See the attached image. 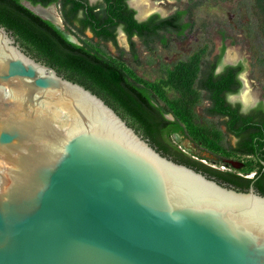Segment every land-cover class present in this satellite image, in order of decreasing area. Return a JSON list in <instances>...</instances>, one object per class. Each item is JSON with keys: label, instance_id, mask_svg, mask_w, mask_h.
I'll use <instances>...</instances> for the list:
<instances>
[{"label": "water", "instance_id": "water-1", "mask_svg": "<svg viewBox=\"0 0 264 264\" xmlns=\"http://www.w3.org/2000/svg\"><path fill=\"white\" fill-rule=\"evenodd\" d=\"M0 264H264V195L163 156L0 25Z\"/></svg>", "mask_w": 264, "mask_h": 264}, {"label": "trees", "instance_id": "trees-1", "mask_svg": "<svg viewBox=\"0 0 264 264\" xmlns=\"http://www.w3.org/2000/svg\"><path fill=\"white\" fill-rule=\"evenodd\" d=\"M24 1L43 7L59 5L64 23L76 30L77 35L88 30L102 42L116 45V29L121 27L131 51H134L133 36L142 41L155 39L163 44L165 40L160 32L183 33L187 27L181 22L184 12L176 11L164 19L152 15L146 21L138 22L127 0H101L94 5H89L87 0H0V25L11 31L29 55L91 90L150 144L167 154L179 155V159L183 155L170 142V134L183 130L180 122L190 124V108H194L195 100L204 93L205 100L209 102V106L203 109L204 115L222 119L221 124L227 134L238 139L230 152L254 155L260 173L263 168L261 162L264 163V111L258 106L247 114H241L237 105L232 106L225 99L226 94L235 93L240 88L237 74L243 70L241 64L226 66L220 73H215L221 57L217 55L200 71L199 59L194 54L173 65L164 83L180 91L181 97L173 105L176 119L171 121L152 102L148 92L131 83L119 67L85 46L69 41L52 22L27 9L22 4ZM247 7L264 48V0H250ZM189 160L235 187L247 189L252 181L232 173H220ZM253 186L264 195V171Z\"/></svg>", "mask_w": 264, "mask_h": 264}, {"label": "rangeland", "instance_id": "rangeland-1", "mask_svg": "<svg viewBox=\"0 0 264 264\" xmlns=\"http://www.w3.org/2000/svg\"><path fill=\"white\" fill-rule=\"evenodd\" d=\"M89 1L95 4L99 0ZM249 1L149 0V4L145 6L149 16L157 14L167 17L176 11H182L184 14L181 22L187 27L181 34L162 32L161 36L165 40L163 44L155 39L141 41L133 37L134 51H131L120 28L116 31V45L98 40L89 31L77 35L76 30L63 22L58 5L50 7L55 13L52 17L60 19L61 26L58 29L65 37L119 67L131 83L148 92L152 102L162 109L166 119L173 120L176 119L173 105L180 100L181 92L165 84L164 79L173 65L194 54L199 59L200 71L206 62L217 55H221L217 71L224 65L241 63V81L247 87L241 88L234 96H229L228 101L232 104L239 103L244 112L259 101L264 105V48L253 17L248 11ZM22 4L33 6L25 1ZM248 88L251 89L250 94ZM243 95L247 96V103L239 98ZM207 106L205 94L202 93L195 100L194 108H190V124L180 122L183 127L178 133L180 140H174L170 135V141L177 147L191 150L190 155L204 165L223 167L225 172L251 178L256 171L255 160L250 156L230 152L235 140L225 134L220 118L204 115L203 109Z\"/></svg>", "mask_w": 264, "mask_h": 264}, {"label": "flooded vegetation", "instance_id": "flooded-vegetation-1", "mask_svg": "<svg viewBox=\"0 0 264 264\" xmlns=\"http://www.w3.org/2000/svg\"><path fill=\"white\" fill-rule=\"evenodd\" d=\"M87 2H88V4L89 5H94V4H91L90 3V1L89 0H87ZM99 2H101V0H99L97 3H99ZM128 2H129V0H127L126 1V3H127V5H128ZM96 4V3H95ZM53 5V4H52ZM58 7H59V14H60V16H61V13H60V6L58 5ZM128 7L129 8H131L129 5H128ZM131 9H133V8H131ZM134 10V9H133ZM175 13V12H174ZM174 13H172V14H174ZM136 14H137V11L136 10H134V19L136 20V21H138L137 20V18H136ZM171 14V15H172ZM152 15H157V14H152ZM152 15H150V16H152ZM79 16H80V13H79ZM149 15L146 17V19H144L143 21H138V22H144V21H146L149 17H150ZM170 16V15H169ZM158 17H159V19H164V18H167V17H160L159 15H158ZM62 18V17H61ZM63 20V19H62ZM64 22V21H63ZM118 28H120L121 29V31H122V28L121 27H118ZM117 28V29H118ZM117 29H116V31H117ZM86 31H88V30H86ZM90 32V31H89ZM172 32V31H171ZM91 33V32H90ZM122 33L125 35V33L122 31ZM162 32H160V34H161ZM126 36V35H125ZM133 37H137V36H133ZM132 37V38H133ZM132 38H131V41H132ZM138 38V37H137ZM126 39H127V36H126ZM139 39V38H138ZM128 41V40H127ZM142 41V40H141ZM237 64H241V63H237ZM237 64H234V65H231V64H227V65H224L222 68H221V70H218L217 71V68H216V70H215V73H220L226 66H235V65H237ZM242 65V64H241ZM242 67H243V65H242ZM241 73V72H240ZM238 79V78H237ZM239 81H240V88L237 90V92H235V93H228V94H226L225 95V99H226V102L228 103V104H230V105H232V106H238V108H239V112L241 113V114H247V113H249V112H251V111H253L254 109H256L258 106H261V108H262V110L264 111V105H263V103L262 102H258V103H255L252 107H250L247 111H242V109H241V107H240V104L239 103H236V104H232V103H230L229 101H228V97L229 96H234L235 94H237L238 93V91L243 87V84H242V81H241V79H238ZM229 94H232V95H229ZM240 99H241V101H243L242 100V97H239ZM207 101V100H206ZM207 103H208V106H209V102L207 101ZM245 103V102H244ZM246 103H247V101H246ZM210 118V117H209ZM218 118V117H217ZM221 119V118H220ZM169 120V119H168ZM174 120V119H173ZM173 120H171V121H173ZM221 121H222V119H221ZM222 125V124H221ZM223 126V128H224V131H225V134L227 135V136H229V137H231V138H233L234 140H235V144L233 145V146H231L230 148H234L235 146H236V144H237V142H238V139L236 138V137H234V136H232V135H230V134H227V132H226V129H225V126L224 125H222ZM181 131H178V132H174V133H171L170 135H172V137L174 138V140H180V138H179V135H178V133H180ZM140 134V133H139ZM141 135V134H140ZM144 138V137H143ZM170 139V138H169ZM147 141H148V139H146ZM171 142V141H170ZM172 143V142H171ZM150 144V143H149ZM179 151H180V153L183 155V157H182V159L180 158H177V157H180L179 155H176V157L175 156H173L172 154H170V153H165V152H163L162 150H159L157 147H155V146H153L152 144H150L151 146H153L158 152H160L163 156H165V157H167V158H169V159H171V160H173L174 162H177V163H179V164H183V165H186V166H188V167H190V168H193V169H195V170H197V171H200L201 173H203V174H205L207 177H209V178H212V179H214L215 181H217V182H219V183H223V184H226V185H230V184H227L226 182H224L218 175H216V174H214V173H212V172H209V171H207V170H205L203 167H201V166H199L197 163H193V162H191L189 159H191L192 161H194V162H198V163H201V164H203L201 161H199L196 157H194V156H191L190 155V153H191V150H189V149H187V150H185L186 148H181L180 146H176L174 143H172ZM183 145V144H182ZM183 147H185L184 145H183ZM234 154H238V153H234ZM238 155H243V156H250V157H252L254 160H255V164H256V157L254 156V155H246V154H238ZM261 163H263V162H261ZM189 164V165H188ZM204 165V164H203ZM263 165V164H262ZM204 166H206V167H209V168H211V169H214V170H216V171H219L220 173H226L225 171H223L224 170V168L222 167V168H216V167H212V166H207V165H204ZM258 170H259V168H258V166L256 165V171H255V173H254V175L251 177V178H248V179H251L252 181L250 182V184H252L253 185V183H254V181H256L257 179H259L260 177H261V172H263L264 171V165H263V168L261 169V171H260V173H258ZM228 173V172H227ZM245 178V177H244ZM263 179V178H262ZM230 186H232V187H234L235 189H237V190H239V191H246L247 189H242L241 187H235V186H233V185H230ZM254 187V186H253ZM255 188V187H254ZM255 190H257L256 188H255ZM258 191V190H257ZM259 192V191H258Z\"/></svg>", "mask_w": 264, "mask_h": 264}, {"label": "bare ground", "instance_id": "bare-ground-1", "mask_svg": "<svg viewBox=\"0 0 264 264\" xmlns=\"http://www.w3.org/2000/svg\"><path fill=\"white\" fill-rule=\"evenodd\" d=\"M129 4L137 11L136 17L138 19L145 17L148 15V11L145 6L149 4V0H129ZM35 13L38 15H41L43 17H46L53 21L57 27L61 26L60 19L58 17H52V15H55L54 11L51 7L48 8H40V7H34L32 8ZM243 102H246L248 100L246 95L242 96Z\"/></svg>", "mask_w": 264, "mask_h": 264}, {"label": "clouds", "instance_id": "clouds-1", "mask_svg": "<svg viewBox=\"0 0 264 264\" xmlns=\"http://www.w3.org/2000/svg\"><path fill=\"white\" fill-rule=\"evenodd\" d=\"M237 78L238 79H241L242 78V75L240 73H238L237 74ZM245 87H247V85H245ZM247 91H248L249 94L251 93V89L250 88H248ZM229 95H232V94H229Z\"/></svg>", "mask_w": 264, "mask_h": 264}]
</instances>
